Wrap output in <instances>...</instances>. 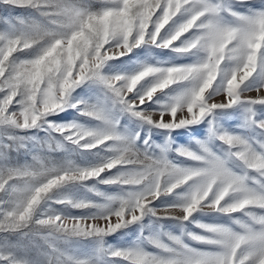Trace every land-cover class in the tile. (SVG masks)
<instances>
[{
  "label": "snow or ice",
  "instance_id": "6c2138e0",
  "mask_svg": "<svg viewBox=\"0 0 264 264\" xmlns=\"http://www.w3.org/2000/svg\"><path fill=\"white\" fill-rule=\"evenodd\" d=\"M136 49L192 59L105 71ZM85 86L96 100L73 98ZM68 109L97 126L50 119ZM235 109L239 131L221 128L216 117ZM125 117L136 131L121 130ZM205 122L198 151L176 149L191 165L170 160L171 134ZM153 129L167 133L162 145ZM34 131L45 137L20 135ZM66 145L107 155L86 165L45 155ZM21 151L29 161L14 159ZM161 197L173 199L153 207ZM145 217L180 234L144 235ZM134 224L131 245L107 244ZM0 264H264V0H0Z\"/></svg>",
  "mask_w": 264,
  "mask_h": 264
},
{
  "label": "rangeland",
  "instance_id": "374dc122",
  "mask_svg": "<svg viewBox=\"0 0 264 264\" xmlns=\"http://www.w3.org/2000/svg\"><path fill=\"white\" fill-rule=\"evenodd\" d=\"M243 11V9H241ZM191 57L187 56H178L174 53L168 52V51H161L158 49H153L151 53H146L143 49H136L135 53L131 57H123L119 61H112L109 62V65L106 66L105 71L106 72H126L130 73L133 71L137 64L139 62H161V63H188L191 62ZM99 95V90L95 86H85L83 89H77L76 92L73 93L74 99H84L88 101H94ZM246 96L255 97L257 93L255 91L246 93ZM155 107V105H153ZM237 113L236 116L229 115V116H217L216 122L217 124L230 132H238V124H239V109L233 110ZM260 109L257 107V112L259 113ZM50 119H53L57 123H64L68 121H77L80 124L84 125L88 128H95L97 126V122L94 120H88L84 117H80L77 115L76 111H73L71 109H68L65 112L60 113L58 116L51 117ZM127 129L128 132H134L137 130V122L135 120L128 119L127 117L124 118L122 121V129ZM207 122L196 126L192 129H181L177 130L176 132L171 134L172 141L170 144V150L168 152V157L170 160H172L174 163H176L178 166H190L192 162L187 161L185 158L180 157L176 154V149L179 147H188L191 148L194 151H198L197 144L195 141H202L205 140L207 137ZM144 131L146 132L147 129L145 128ZM144 133L142 132V135ZM20 135L25 136H38L40 138L45 137V133L43 132H30V133H20ZM151 135L153 138V141L157 145H162L165 140V136L167 133H162L159 130H151ZM214 149H220L222 146L219 144L218 141L214 142L213 145ZM71 149L70 145H66L65 151L60 152H53V153H45V155L50 156L51 159L54 161H61L65 158H69L76 162L77 164L86 165V164H94L99 161V159L102 156L107 155V153L101 151V150H94L91 153H82L79 151H70ZM97 153H99L97 155ZM14 159H16L20 163H24L26 161L30 160V155L25 153L24 151L13 153L12 154ZM116 170H113V173H115ZM95 183L94 181H89V184ZM96 187L103 192L107 193H113L115 191H118V188L116 186H105V185H96ZM65 191L71 192L73 195L77 197H87L92 200H97L96 197L92 196L90 193H86L82 188L73 187L70 189H65ZM179 191V190H178ZM173 197H161L160 200L154 202L152 205L155 208L162 209L167 206L172 201ZM52 207L56 208L57 210H61L60 206L52 205ZM65 214H75L71 209H63ZM160 215H165L169 213H165L163 210L159 213ZM236 216H240V214H236ZM193 221L201 222V223H220V224H226L228 223V218L225 216H220L216 213H208L203 214L200 212H197L194 214V216L191 218ZM144 226V235H148L150 231H164V232H170L173 234H180V227L177 226L175 221H160L158 223L152 222L151 217H145L144 221L142 222ZM141 230L140 224H134L130 226L129 228L123 229L121 232H117L116 234L109 236L106 238V242L109 245L115 246V247H127L131 245L134 241H136L137 236ZM183 230L185 232H193V233H199L200 229L194 226V223L191 222H185L183 225ZM87 241L81 242V244H87ZM187 243L192 247H203L202 245H199L191 240H188ZM145 247H148L145 245ZM149 251H154L151 248H148Z\"/></svg>",
  "mask_w": 264,
  "mask_h": 264
}]
</instances>
